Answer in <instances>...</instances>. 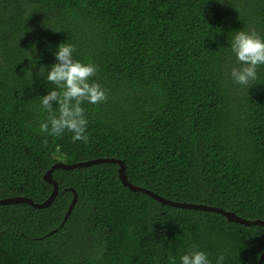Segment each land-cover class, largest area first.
<instances>
[{
  "label": "trees",
  "instance_id": "16d2710c",
  "mask_svg": "<svg viewBox=\"0 0 264 264\" xmlns=\"http://www.w3.org/2000/svg\"><path fill=\"white\" fill-rule=\"evenodd\" d=\"M242 30L264 37V0H0V201L45 203L55 164L115 159L170 201L264 221V65L247 87L233 82ZM61 43L107 90L81 104L87 143L39 131L54 86L38 73ZM119 169H57L50 207L0 205V264H181L193 245L211 264H259L264 226L164 205Z\"/></svg>",
  "mask_w": 264,
  "mask_h": 264
},
{
  "label": "clouds",
  "instance_id": "9594fccd",
  "mask_svg": "<svg viewBox=\"0 0 264 264\" xmlns=\"http://www.w3.org/2000/svg\"><path fill=\"white\" fill-rule=\"evenodd\" d=\"M231 51L236 57L239 67H233L230 76L234 83L247 87L257 79V69L264 65V37L255 30L238 31L231 42ZM33 46V51H35ZM75 46L69 43L58 45L54 54L56 63L50 68H40L38 75L47 70L46 78L52 89L47 95L39 97L40 106L49 113L47 121L40 124L39 131L51 136H60L65 131L72 133V141L87 143L88 121L81 107L83 102L93 105L107 102V90L99 83L91 82L98 72L93 63H82L74 59ZM53 104L58 105L59 115L54 111ZM223 255L217 258L216 264H223ZM181 264H211L208 255L196 249L195 245L180 257ZM175 264V261H172Z\"/></svg>",
  "mask_w": 264,
  "mask_h": 264
},
{
  "label": "water",
  "instance_id": "95a60500",
  "mask_svg": "<svg viewBox=\"0 0 264 264\" xmlns=\"http://www.w3.org/2000/svg\"><path fill=\"white\" fill-rule=\"evenodd\" d=\"M103 163H114V164L119 165L120 166V169H119L120 179L125 186L129 187L131 190H133L135 192H143V193L153 197L154 199H156L157 201L161 202L164 205H170L173 207L184 208V209L200 210V211H206V212H215V213L223 215L224 217H226L231 222H236V223L244 224L247 226H264V221H262V220L249 221V220H246V219L239 217L235 213L227 212V211L220 209V208H217V207L170 201L164 197H161L160 195H158L157 193H155L153 191L135 186L128 179V176L126 173V165H125L124 161L115 160V159H98V160L89 161V162H82V163L59 162V163L55 164L54 167L51 170H49L48 173L44 177L45 181L52 184L54 187V192H53L52 196L48 199V201H46L45 203H42V204H36V203H34V201L32 199H29V198L13 197V198L1 200L0 205L24 203V204L32 205L38 209L48 208L51 205H53V203L55 202V200L57 199V197L60 193V186L54 178V172L57 169H63V170L70 171V170H74V169H78V168L89 167V166L99 165V164H103ZM77 201H78V195H77V193H75L74 200H73V202L69 208V211L66 215L64 222H66L68 220V218L71 216V214H72V212H73V210L77 204ZM259 264H264V253L260 257Z\"/></svg>",
  "mask_w": 264,
  "mask_h": 264
}]
</instances>
